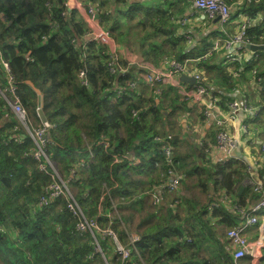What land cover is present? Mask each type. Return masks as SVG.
I'll return each mask as SVG.
<instances>
[{"label": "trees", "instance_id": "1", "mask_svg": "<svg viewBox=\"0 0 264 264\" xmlns=\"http://www.w3.org/2000/svg\"><path fill=\"white\" fill-rule=\"evenodd\" d=\"M79 1L86 8L95 5L110 37L146 61L201 58L197 69L207 93L219 94L213 86L221 85L222 105L236 99L232 89L240 63L224 58L217 64L214 50L202 58L212 49L209 38L226 40L236 24L189 50L184 37H173V25L168 28L172 14L160 6L130 0ZM244 8L252 18L263 16L248 27L247 37L264 45V0H245ZM90 33L80 11L70 8L67 0H0V51L27 110L24 125L0 95V264H230L221 229L238 225L235 206L244 208L258 195H249L244 185L249 163L233 156L214 163L206 142L194 151L184 150L189 142L173 139L170 129V116L190 109L177 91L164 81L148 83L147 70L121 56L112 72L108 45ZM262 52L248 66L256 71L255 80L264 79ZM27 81L44 95L48 158L86 217L102 230H113L119 243L130 249L127 259H122L112 236L77 229L80 219L70 211L67 196L40 204L54 176L46 160L34 156L37 145L28 130L43 124L37 94ZM6 83L0 62V87ZM256 90L261 100L252 103L246 97L257 111L245 122L263 137L257 155L253 152L264 181V87ZM210 136H215L213 129ZM172 172L180 176L184 192L189 178L206 200L165 190L155 205L152 193ZM242 185L245 189L239 193ZM132 237L137 238L134 246ZM257 263L264 264V249Z\"/></svg>", "mask_w": 264, "mask_h": 264}, {"label": "crops", "instance_id": "2", "mask_svg": "<svg viewBox=\"0 0 264 264\" xmlns=\"http://www.w3.org/2000/svg\"><path fill=\"white\" fill-rule=\"evenodd\" d=\"M140 1L144 6L157 7L160 6L161 10L168 11L171 13L168 28L172 24L174 27L173 37L181 36L186 40V46L190 50L192 48L200 47V40L205 37L211 36L216 31L226 32L230 31V26L236 24L233 31H230L231 36L222 40L220 37H210V41L213 43L212 48L216 45L214 57L216 63L227 58V63L239 62L241 67L239 73L234 72L236 76L237 85L232 89L233 96L236 99H241L239 96L249 97L252 103H259L261 100V94L256 90L264 87V79L255 80V74L252 70L253 67L248 68L251 65V61L256 60L260 56V52L263 51H253L247 46L248 44H238L234 43L232 46H225L227 40H233L239 31V28L243 22H245L248 17L250 18L249 26L254 27L263 20V16L259 15L257 18H252L249 16L247 10L244 8L245 0H225L231 8V21L223 25L220 21H217V16H211L205 11L196 9L192 3L185 0H130ZM70 8H76L73 4H78V10L84 17V12L86 7L79 0H67ZM142 4V5H143ZM76 8V9H77ZM137 31L134 33V40L137 37ZM225 33V34H226ZM234 34V35H232ZM156 41L159 43L161 41L160 37H155ZM258 45L256 43H250ZM147 46H149L147 44ZM169 46H165L168 49ZM108 48L111 53L115 51L118 53V57H123L129 64L135 65L137 67H142L140 61L143 60L147 63V68L156 71H167L171 69L175 60L168 62H160L154 64L150 61H146L140 53L131 51L126 45L116 43L113 40L112 44H108ZM212 50V52H213ZM229 56V58H228ZM198 58H191L189 62L190 69L187 72L175 73L170 77L164 79V83L171 84V86L180 95V99L185 102L190 108L185 113H177L176 115L170 116L172 127H170L173 139H181L183 141H188L185 143L183 148L188 147L189 150L194 151L195 148H200L202 142H206L208 148L206 151L212 162L221 161L225 156L222 151L216 147V132L217 126L214 122V117H223L227 121V126L238 140V146L240 147L242 153L245 155V160L249 163V166L256 176H259L258 165L254 158V152L256 155L258 152L259 144H263V137L260 135L259 130H255L253 133L246 135L243 133L242 124L245 123L246 116L239 114L236 118L228 117L229 104L223 103L222 105V93L225 86L214 85L213 89L217 91V95L212 94L208 91L204 96L200 95L194 90L195 83L186 79V76H194L196 69L199 67ZM146 65V64H144ZM200 68V67H199ZM258 73V72H257ZM241 74V75H240ZM257 87V88H256ZM168 102V101H167ZM209 110L213 113V116H206L205 111ZM214 130L213 139L210 136L211 130ZM190 133H192L190 135ZM186 150V151H189ZM260 151V150H259ZM264 182V181H263ZM186 193V192H184ZM259 226H254L250 228L248 236L254 238L259 233ZM256 230V234L254 231ZM226 235V234H225ZM224 235L222 243H226L227 239ZM225 246V244H224ZM231 264V263H230ZM242 264H258L255 260L244 259Z\"/></svg>", "mask_w": 264, "mask_h": 264}, {"label": "built area", "instance_id": "3", "mask_svg": "<svg viewBox=\"0 0 264 264\" xmlns=\"http://www.w3.org/2000/svg\"><path fill=\"white\" fill-rule=\"evenodd\" d=\"M192 3V5L198 9L207 12L211 16L220 15V22L225 25L231 21V8L230 5L225 0H188ZM76 8L79 7L78 4H73ZM80 8V7H79ZM78 9V8H77ZM98 8L95 5H90L85 9L84 19L91 29L90 35L96 39H99L101 42L105 44H112L113 39L110 37L109 32L100 24L98 17ZM250 18L243 22L239 28L238 33L233 38V40H227L225 42V46L230 47L234 43H238L241 45L250 44L251 41L247 37V30L249 27ZM216 48H212L208 54L204 55L202 58H206L211 55L212 50ZM201 58H198L200 60ZM118 60V53L115 51L111 53L109 68L112 72L116 71L115 62ZM191 60H186L185 62H176L171 67L170 71H156L147 68V63L141 60L140 65L142 68L146 69L145 79L148 83L153 81H164L165 78L170 77L172 74L187 72L190 69L189 62ZM0 62L2 63L6 74H7V83L5 86L0 87V95L6 100V102L10 105L13 112L15 113L18 120L27 125V110L22 104L21 97L18 93L19 88L18 84L11 73V69L9 63L3 60L1 51H0ZM146 64V65H144ZM254 73L256 71L254 70ZM83 74V73H82ZM195 77V85L194 90L200 95L204 96L207 94V89L205 88L203 81L202 72L199 69H196L194 73ZM259 80H261L259 78ZM134 86V84L132 85ZM257 108L250 104L246 97L241 99H234L229 103V111L228 117L236 118L239 114H243L245 116L255 114ZM206 116H213V113L209 110L205 111ZM214 122L217 126L216 132V147L223 152L224 158L221 161H225L231 157V152L234 150L236 146H238V140L234 137L232 132L227 126V121L223 117H214ZM43 125L35 128L34 130L29 129V133L34 139L37 150L34 152V156L36 159L41 160L45 159L46 162L53 169L54 181L48 186L45 191V194L41 197L40 204H49V202L59 196L65 195L68 197V207L70 211L79 217V222L77 225V229L79 231H90L94 233V231H98L102 236L110 235L113 237L117 244V248L119 252L122 254V259H127L130 256V249L123 247L116 236V233L113 230L105 229L102 230L99 228L98 223L93 218H88L84 214L82 208L74 198L73 194L69 190L66 182L58 173L53 162L48 158L44 144L47 138V129L49 127V123H42ZM243 133L246 135L251 134L250 126L245 122L242 124ZM169 148L165 151L167 154L170 153ZM42 168L46 169V165L42 164ZM259 170V169H258ZM250 175L244 181V185L248 187V194L251 195L253 192H256L258 195L255 199L250 200L248 202V206L241 208L239 206H235V209L238 211L241 221L238 225L228 228L226 232V250L231 254V264H242V261L250 257L251 260L258 261L259 257L262 254V250L264 249V222L259 223V217L264 220V182L261 176H256L251 168H249ZM180 187V176L176 172H172L171 178H168L163 185H161L154 193H152V200L155 205H158L161 202L162 192L167 190L168 192L177 191ZM254 226H259L261 232L259 235L254 238H250L248 236V230ZM136 237H132V245H135ZM98 251H101L100 247H97ZM103 254V253H102ZM107 264H114L110 261H106Z\"/></svg>", "mask_w": 264, "mask_h": 264}, {"label": "water", "instance_id": "4", "mask_svg": "<svg viewBox=\"0 0 264 264\" xmlns=\"http://www.w3.org/2000/svg\"><path fill=\"white\" fill-rule=\"evenodd\" d=\"M96 17H98V14L96 15ZM220 15L217 16V21H220ZM250 50H253V51H258V50H261L264 48V45H254V44H248L247 46ZM183 77H186V79H188L189 81L195 83V77L194 76H186L184 75ZM28 84L33 88V90L36 92L37 94V104H38V107H37V113L39 115V118L41 120L42 123H46L48 118L44 112V95L43 93L34 85V83L32 81H27ZM240 98H242V96H239ZM231 156L233 157H237V158H240V159H245V155L242 153L241 149L239 146H236L234 148V150L231 152ZM172 157V155H171ZM245 189V186L242 185L240 190H239V193H241L243 190Z\"/></svg>", "mask_w": 264, "mask_h": 264}, {"label": "rangeland", "instance_id": "5", "mask_svg": "<svg viewBox=\"0 0 264 264\" xmlns=\"http://www.w3.org/2000/svg\"><path fill=\"white\" fill-rule=\"evenodd\" d=\"M192 133H190V135H191ZM185 150H189L188 149V147H185ZM189 178H187V186H188V192H186V193H189L190 194V196H193L195 199H197V200H199V201H201V202H203L204 200H206V196L204 195V194H202L197 188H193L192 187V182H191V180L189 179ZM187 186H185V187H187ZM180 192L183 194L184 193V187L181 185V187H179V189L177 190V191H174L173 193H175L174 195H178V194H180ZM264 222V220H263V218H261V217H259V223H260V226H261V224ZM225 227H223L222 229H221V231H222V234H224V232H225V234H226V232H227V230H228V228L227 229H224ZM260 232H261V229L259 228V233H258V235L260 234ZM254 233L256 234V230L254 231ZM226 236V235H225ZM225 244V243H224Z\"/></svg>", "mask_w": 264, "mask_h": 264}]
</instances>
